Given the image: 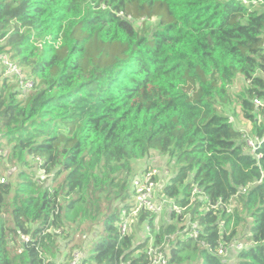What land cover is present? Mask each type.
<instances>
[{
    "label": "trees",
    "instance_id": "1",
    "mask_svg": "<svg viewBox=\"0 0 264 264\" xmlns=\"http://www.w3.org/2000/svg\"><path fill=\"white\" fill-rule=\"evenodd\" d=\"M111 2L105 14L85 16L79 0H0V52L35 77L23 98L8 78L0 84V139L24 164L41 157L53 175L49 185L25 170L15 186L0 182V264H63L72 255L56 260L67 223L100 216L103 230L82 264H147L149 241L135 243L118 224L131 211L130 162L153 150L176 159L163 193L200 226L197 237L191 227L170 240V264H264V10L236 0ZM154 17L149 38L131 21ZM239 74L249 82L241 102L262 138L259 157L215 109ZM195 186L209 199L193 200ZM236 196L252 224L233 262L216 249L235 241L242 217L226 206ZM139 217L154 225L153 214ZM183 230L170 222L154 243L164 247Z\"/></svg>",
    "mask_w": 264,
    "mask_h": 264
},
{
    "label": "rangeland",
    "instance_id": "2",
    "mask_svg": "<svg viewBox=\"0 0 264 264\" xmlns=\"http://www.w3.org/2000/svg\"><path fill=\"white\" fill-rule=\"evenodd\" d=\"M83 15H96V14H105L106 11L112 10L113 5L111 0H79ZM259 10H264V6L260 5L257 7ZM131 19V18H130ZM134 27L139 31V33L147 36L148 38L152 36L153 31L158 28L159 19L157 17L151 19H140V20H133ZM67 24V23H65ZM69 24V23H68ZM46 37H41V39L37 42V46L40 47L44 44V40ZM4 42V41H3ZM43 48H39V54H42ZM27 66V65H26ZM28 70H26L27 74L30 75V66H27ZM25 69V68H24ZM5 75L2 68H0V84L4 80ZM249 85V82L244 78L242 75H237L234 81L228 85L227 91L228 96L224 98H219L215 102V109L219 114L226 115L230 118L231 122L233 123L236 129L242 130L247 134L253 135V123L248 120L243 112L242 109V96L245 94L246 89ZM36 88V87H35ZM35 90V89H34ZM33 90V91H34ZM23 97V96H21ZM2 143H0V149L3 150L2 154L0 155V172L3 176H8L9 179L12 181L14 186L19 181V175L21 171L27 172H37L36 164L33 162H29L28 164H24L21 161H18L16 158L12 156V146L6 144V139H0ZM3 156V157H1ZM29 158V157H28ZM153 159V163L146 164V160ZM31 161V158H29ZM132 166V173L128 176L129 179H132L136 176L139 172H141L146 167H155L160 170L161 177L159 176L158 179H161V184H165L166 181L173 176L178 168L179 164L176 162V159H171L168 155H163L158 151L153 150L145 160H132L130 162ZM64 179V175L58 176L55 180V186H61V182ZM12 196L9 197V202L12 201ZM103 208L105 209L103 214H105L106 210L110 205L109 200L102 199ZM112 209L121 205L120 200H115L112 203ZM232 212L235 210L239 213L242 217V221L238 226V232L235 237V243H248L246 239V235L250 231L252 218L249 216L248 213L243 208V204L241 203V196H236L232 200L230 206ZM142 211H138L137 214H131L132 224L129 232L134 237V242H148V245L154 244L156 234L163 229L170 223L177 224L178 227L185 226V230L179 231L173 234L170 238L167 239L166 244L164 245V249L167 248L170 243V240H174L179 236H183L189 230V228L193 227L191 216H187V218L182 219L179 221L176 218L171 216V213L165 212L160 217H155L154 225L151 227L148 221H142L140 219ZM99 218L86 222V223H67V227L70 231L69 234L60 237V246L61 249L59 251V255L56 258L57 261L62 260L66 254H71L76 250H80L84 253L85 258L89 256V252L91 249L92 242L98 238L99 234L103 230L102 225V218ZM78 226L81 227L79 231L77 228ZM237 257L236 251L231 250L228 254V259L230 261H235ZM226 259V258H225Z\"/></svg>",
    "mask_w": 264,
    "mask_h": 264
},
{
    "label": "built area",
    "instance_id": "3",
    "mask_svg": "<svg viewBox=\"0 0 264 264\" xmlns=\"http://www.w3.org/2000/svg\"><path fill=\"white\" fill-rule=\"evenodd\" d=\"M237 2L247 6V7H257L264 6V0H236ZM3 42V39H0V43ZM0 68L3 69L4 75L8 78V81L12 83H16V90L19 92V97L27 95L28 92L32 91L35 86V77L33 75H28L23 66H21L16 60H14L10 54L6 51L0 52ZM264 76V74H263ZM21 97V98H23ZM254 104L259 106L262 104V100L259 98H255ZM245 148L248 152L257 154L258 148L261 146L262 138L256 134L250 135L245 132ZM3 150L0 149V155ZM258 157L260 154H257ZM3 157V156H1ZM32 162L36 164L37 172H35L34 179L39 183H46L47 185L51 184L52 176L46 172V170L42 167L43 159L41 157H32ZM161 172L159 169L155 167H146L141 172H139L136 176L133 177L131 182L133 196L131 199V211H123L122 220L119 222L118 227L121 235H125L129 233L132 224L131 214H137L138 211H146L153 214L155 217H160L165 212L173 213L175 212L177 216H181V219L187 218L190 216L189 214H185L184 210L186 208L177 205L176 201L173 198L166 196L163 193V186L167 184L170 179L166 181L165 184H161ZM9 181L8 176L0 177L1 183H6ZM195 195H199L200 199L208 200L209 198L203 193L201 189L198 187H194L193 197L195 199ZM232 202V201H231ZM222 202H218L216 205H212L213 208L219 206ZM231 204V203H230ZM230 204H227L226 208L228 212H232V209L229 207ZM60 210L59 207L56 208V213ZM192 221V220H191ZM193 232L190 233V236L197 237L198 230L200 229L198 222H193ZM223 222L221 223V226ZM61 230H57L60 232ZM30 238L29 235L23 234L21 236L22 240H28ZM10 244H14L15 241L12 237L9 238ZM249 243H235L232 242L230 244L226 242H220L217 247V253L227 258L228 254L231 250L236 251V253L243 248L247 247ZM149 262L147 264H170L169 257L167 255L168 250L163 248L162 245H156L155 243L152 245H148L146 250ZM84 253L80 250H76L72 253L71 258L64 262L63 264H82Z\"/></svg>",
    "mask_w": 264,
    "mask_h": 264
},
{
    "label": "crops",
    "instance_id": "4",
    "mask_svg": "<svg viewBox=\"0 0 264 264\" xmlns=\"http://www.w3.org/2000/svg\"><path fill=\"white\" fill-rule=\"evenodd\" d=\"M142 160L144 161V160H145V158H144V159H142ZM153 161H154L153 159H151V160H146V162H145V163H146V164H150V163H153ZM171 177H172V176H171ZM171 177H170V178H171ZM170 178H169V179H170Z\"/></svg>",
    "mask_w": 264,
    "mask_h": 264
}]
</instances>
